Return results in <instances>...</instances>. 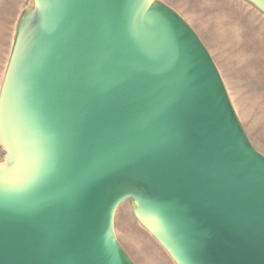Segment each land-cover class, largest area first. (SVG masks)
Wrapping results in <instances>:
<instances>
[{
  "label": "water",
  "instance_id": "water-1",
  "mask_svg": "<svg viewBox=\"0 0 264 264\" xmlns=\"http://www.w3.org/2000/svg\"><path fill=\"white\" fill-rule=\"evenodd\" d=\"M0 149V264H135L115 228L128 201L175 264H264V155L159 0H32Z\"/></svg>",
  "mask_w": 264,
  "mask_h": 264
},
{
  "label": "rangeland",
  "instance_id": "rangeland-1",
  "mask_svg": "<svg viewBox=\"0 0 264 264\" xmlns=\"http://www.w3.org/2000/svg\"><path fill=\"white\" fill-rule=\"evenodd\" d=\"M159 1L175 10L199 36L250 142L264 155V13L246 0ZM27 2L31 6L32 0ZM4 19H0V88L18 23V19ZM4 156L0 149V159ZM132 206L129 201L120 206L115 219L118 240L132 261L175 264L135 219ZM128 209L131 219L127 218Z\"/></svg>",
  "mask_w": 264,
  "mask_h": 264
},
{
  "label": "crops",
  "instance_id": "crops-1",
  "mask_svg": "<svg viewBox=\"0 0 264 264\" xmlns=\"http://www.w3.org/2000/svg\"><path fill=\"white\" fill-rule=\"evenodd\" d=\"M29 7H30L29 2H27V0H0V19L5 18L4 20H10V21L18 19V23H19L21 17L26 11H28ZM130 216L131 215L129 210L127 212V218H130Z\"/></svg>",
  "mask_w": 264,
  "mask_h": 264
}]
</instances>
